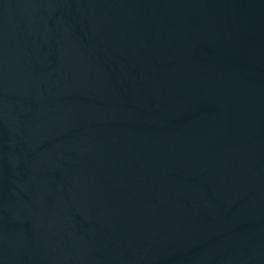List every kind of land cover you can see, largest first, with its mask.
<instances>
[{
    "label": "water",
    "instance_id": "water-1",
    "mask_svg": "<svg viewBox=\"0 0 264 264\" xmlns=\"http://www.w3.org/2000/svg\"><path fill=\"white\" fill-rule=\"evenodd\" d=\"M0 264H264V0H0Z\"/></svg>",
    "mask_w": 264,
    "mask_h": 264
}]
</instances>
